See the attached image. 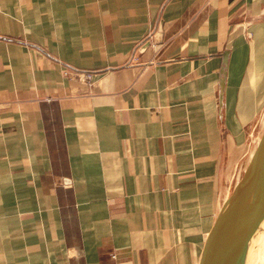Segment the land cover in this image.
<instances>
[{
    "label": "crops",
    "instance_id": "obj_1",
    "mask_svg": "<svg viewBox=\"0 0 264 264\" xmlns=\"http://www.w3.org/2000/svg\"><path fill=\"white\" fill-rule=\"evenodd\" d=\"M263 112L264 0H0V264H195Z\"/></svg>",
    "mask_w": 264,
    "mask_h": 264
},
{
    "label": "water",
    "instance_id": "obj_2",
    "mask_svg": "<svg viewBox=\"0 0 264 264\" xmlns=\"http://www.w3.org/2000/svg\"><path fill=\"white\" fill-rule=\"evenodd\" d=\"M263 247L264 112L212 216L195 264H256Z\"/></svg>",
    "mask_w": 264,
    "mask_h": 264
},
{
    "label": "rangeland",
    "instance_id": "obj_3",
    "mask_svg": "<svg viewBox=\"0 0 264 264\" xmlns=\"http://www.w3.org/2000/svg\"><path fill=\"white\" fill-rule=\"evenodd\" d=\"M263 251H264V247L260 252L261 258L258 257V261L256 262V264H264V253H263Z\"/></svg>",
    "mask_w": 264,
    "mask_h": 264
},
{
    "label": "bare ground",
    "instance_id": "obj_4",
    "mask_svg": "<svg viewBox=\"0 0 264 264\" xmlns=\"http://www.w3.org/2000/svg\"><path fill=\"white\" fill-rule=\"evenodd\" d=\"M263 253H264V251H263ZM259 257L261 258V255H259Z\"/></svg>",
    "mask_w": 264,
    "mask_h": 264
}]
</instances>
